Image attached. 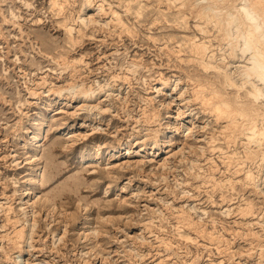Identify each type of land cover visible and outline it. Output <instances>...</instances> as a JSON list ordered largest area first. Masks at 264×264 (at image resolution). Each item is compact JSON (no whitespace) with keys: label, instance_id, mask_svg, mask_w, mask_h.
Segmentation results:
<instances>
[{"label":"rangeland","instance_id":"1","mask_svg":"<svg viewBox=\"0 0 264 264\" xmlns=\"http://www.w3.org/2000/svg\"><path fill=\"white\" fill-rule=\"evenodd\" d=\"M26 1L30 4L27 5L24 0H0V264H8L6 260L9 259L4 258L8 256L17 258V264H26V261H33L32 264H158V261H161L160 264H206L211 260H220L221 264H264V236L257 237L247 232L264 235V161L261 163L259 157H243L239 158L242 161V169L239 171L236 167L226 168L217 155L218 152H211L210 146L208 147L210 143H205V136L213 128L216 132L218 125L208 110L203 111L201 105L193 100L191 88L187 84L186 75L197 72L191 62H186L189 58V37L196 36L206 43L210 41L208 44H213L211 51H215L213 53L218 59L225 55L224 48L220 49V45L218 46V37L215 39L218 32L213 27L212 19L216 18L205 21L206 17L198 14L199 6L206 5V2L183 0L186 5H181L182 0H132L131 7L125 11L123 0H104L105 9L112 6L121 14L127 28H120L115 24L116 20L111 21L109 18V23L103 24L101 14L91 9L84 11L88 14H81L85 17L97 12L94 15L98 20L96 24L86 27L79 21L76 22L83 0H66L63 9L53 7L51 0ZM98 1L92 0V3H99ZM230 2L235 1H226ZM138 9L140 14L136 15ZM64 20L81 29L79 41L75 44L71 43L67 31L59 25ZM198 24L205 26V34L196 26ZM74 35L77 36V32ZM80 56L81 61L76 63L77 73H81L79 76L69 70L70 67L65 63ZM129 62H135L136 65L129 66ZM233 69L231 67V71L235 70ZM173 74L179 75L181 79L176 90L178 93L180 89L183 90V101L195 111L193 116L184 117V121H191L190 124L194 122V130L187 133L181 122L177 132H172L171 135L174 144L170 147L177 150L182 146L183 151L181 149L169 158L164 168L147 161L142 171H137L136 168H116L107 173V153L127 138L130 139V131L141 128V132H144L147 124L134 121L141 110L148 107L146 110L149 112L156 106L159 114L164 116L167 110L176 108V103L180 100L173 101L170 109L164 104L160 105L161 100L171 98L170 88L163 90L164 94L159 93L153 101L148 100L155 95L152 90L159 76L174 79ZM208 76H213L212 72ZM74 79H83L86 83L92 79H100L101 82L107 80L111 90L105 91V96L101 95L100 99H103L109 110L102 114L100 120L99 114L92 120L91 125L98 126L91 136L94 139H77L72 147H65L81 128L79 126L82 121L87 120L81 126L89 123L87 110L79 109L76 114L69 113L75 109L74 106L81 105L78 98H72L65 107L53 101L49 109L58 108L61 112L54 114L51 110L49 115L43 106L49 97L44 94L47 93V88L66 87ZM205 87H208L207 84ZM205 91L207 94L208 89ZM32 92L40 93L38 99L34 98ZM64 92L66 91L63 90L62 93ZM107 93L110 95L106 96ZM173 94L174 97L177 95ZM50 97L53 98L54 94ZM39 110L48 116L39 148V164L42 166L40 181L31 187L39 197L47 196L53 202L55 211L53 219L50 214L49 217L46 216L47 211L41 206L40 199L36 200L34 207L38 209H34L38 213L34 217L37 222L35 233L31 239L22 243L23 248L29 243L31 248H28V253L18 256L19 252L8 240V233L12 235L14 225L7 220L6 213L10 203L16 205L18 202L15 200V189L28 173L29 165L24 164L23 160L26 155H22L27 144L22 141V136L28 134L26 127L29 131L35 130V121H29L28 117H33L35 111ZM174 119L170 118L169 122H174ZM163 122L164 119L160 122L157 120L150 127L163 129ZM216 140L213 143L215 147L220 146L225 150L227 143L222 136L217 134ZM93 142L101 145L104 157L99 162H82L78 150L83 146H91ZM237 143L235 146L241 150L243 146H240V142ZM161 154H165L163 150ZM15 156L17 160L12 161ZM205 156L217 166L214 178L225 180L220 185L214 183V179L203 177L209 165L207 160H203ZM18 160L23 161L17 165L15 162ZM258 167L261 170L257 185L242 187L235 183L243 170L256 173ZM194 172H199L200 175ZM226 178H231L230 182ZM109 182L112 185H124L125 191H118L114 187L105 192ZM233 184L236 185L235 190L231 188ZM246 201H251L255 214L244 218L238 212ZM79 204L87 206L90 218L88 225L83 223V211ZM227 205H230L229 213H221ZM180 206L191 212L194 220L207 223L210 231L221 233V241L216 237L211 239L202 235L192 240L185 239V234L192 237L196 235L186 227L177 229L174 214ZM31 213L30 218L33 217ZM67 216L70 219L66 234L59 239L62 235L60 233H63L62 223L59 221ZM212 217L215 219L214 223L209 221ZM85 227L88 228V238L82 234ZM97 228L99 234L92 232ZM51 229L55 231L52 235L48 231ZM149 229L158 234V237L149 236ZM139 234H143L144 238L139 237ZM28 256L29 260H26Z\"/></svg>","mask_w":264,"mask_h":264},{"label":"bare ground","instance_id":"2","mask_svg":"<svg viewBox=\"0 0 264 264\" xmlns=\"http://www.w3.org/2000/svg\"><path fill=\"white\" fill-rule=\"evenodd\" d=\"M123 1H124L123 6H125V11H127L131 7L130 4L132 0H123ZM172 1H176V0H172ZM203 1L206 2V5L199 6L200 10L198 14L204 15L203 17L204 18L206 17L205 21H208V20L211 21L212 17L216 18L214 20L212 19L213 27H215L216 32H218V34L215 35V39L218 37L219 39L218 46L220 45L219 47L220 49L224 48L223 50H224L225 55L223 54L224 56L218 59L216 55L213 53L215 51L214 50L213 52L211 51V46L213 44L212 45L211 43L208 44L210 41L206 43L204 39L201 40V38H197L196 36L189 37L188 38L189 46L187 45L188 46L187 49H189V55H188L189 58L186 62L187 63L191 62V64L194 65L193 67H195L197 72L186 75V77L188 78L187 84H188V88H191V96L193 100L198 102L199 103L198 105H201V107L203 108V111L204 109L208 110V112L210 113V116H212L213 120L217 123L218 128H219L217 129L216 132L214 131V128H213L210 134H208V136L207 135L205 136V140H206L205 143L206 142H207L206 144L210 143L208 147L210 146L211 152L212 151L218 152L217 155L221 157L222 162L226 166V168L236 167V170L239 171L240 169H242L240 166L242 161H239V158L244 157L245 159L246 157L248 159V158L259 157L261 160V163L262 161H264V0H239V2H237V0H233L235 2H232V3L231 2L226 3L227 0H218L217 2L214 0V2L212 3H211V0H203ZM25 2L27 5L30 4L28 1L24 0V3ZM65 2L66 0H51L52 6L53 7L58 6V8L60 9H63L64 7L63 5ZM98 2L99 3H96V2L92 3V0H83V4H82L83 7L79 10V13L75 21L76 22L79 21L86 27L96 24L98 20L95 19L94 15L98 12L102 16L101 20L103 24L109 23L107 21V19L109 18V20L111 21L116 20L115 24L120 26V28L121 27L127 28V26L121 19L122 18L120 16L121 14L119 15V13L116 10H114L112 6H109L107 9H105L103 5L104 0H99ZM180 3L181 5L183 4L186 5L183 2V0L180 1ZM140 8L141 7H139V9ZM90 9L95 10V11L97 10V12L89 13V15L82 17L81 13L83 12L85 15L86 12L84 11L90 10ZM139 9L135 12L136 15L140 14ZM198 18H200V16H198ZM66 21L67 20H64L61 23L59 22L60 23L59 25H61L67 31L68 38L71 41V43L75 44L76 42L79 41L80 36L78 35H80L81 29L75 28L76 26L74 27L71 22H66ZM196 26L199 28L201 32L203 33L206 32L205 26H202L200 24ZM74 32L75 33L77 32V36L74 35ZM177 47L179 46L177 45ZM81 58H82L81 56L78 58L73 57L71 58V60L69 59V61H66L65 63L67 67H70L69 70H71L72 72H75V74L79 76L81 73L80 74L77 73L78 69L76 67V63H79L81 61ZM184 61L185 60H183V62ZM128 65L129 66L136 65V63L129 62ZM231 67H234L235 70L233 69L234 71H231ZM64 69H67V68H64ZM211 72L213 76H208V74H210ZM174 76H175L174 79L170 78L169 76L168 77L159 76V78L157 79V84L153 86L154 89L152 90V92H155V95L151 97L148 96L149 97L148 100L153 101L156 96H159L163 92V90H165L166 88H170L171 93L169 94L171 95V98L168 99L167 101L165 99L161 100L160 105L164 104L166 108L170 109L171 108L170 105L171 104L173 105V101L175 102V100H180L179 102L176 101L177 102L176 108L174 110H167L166 114L164 113V116H161L162 114L161 115L159 114V109L156 106L155 107L153 106V108H151V111L149 110V112H147L146 110L148 107L146 109L143 108L144 110L140 111L139 117H134L135 119L134 121L139 122V123L144 122L147 124V126L145 124L146 126L145 128L143 127L144 132L143 133L141 132L142 131L141 128L138 129L137 131H130L128 134V137L130 139L127 138L125 142H121L114 150H110L107 153L106 155L107 162L105 164L107 173H111V171L116 168H119V170L126 169V168H136L137 171L139 170L142 171L143 166L145 163H147V161L151 163L154 162L155 164L157 163L159 166H163L164 168L169 158L173 157L177 152H179V150L182 149L183 151L184 148L182 146H180L181 147L180 149L178 147L177 150L174 149V147H170L174 144L173 137L171 135H172V132H175V131L177 132V130L180 127L179 124L181 122H182V125L187 130V133L191 132L192 129L194 130L193 128L194 122L190 124L191 121H184V117L188 115L193 116V112L195 111L193 110L194 108H191L189 105H186V103L183 101L185 99L183 97V90H181L180 87H179L180 89L179 93H178V90H176L177 85L180 84L178 82L181 79L179 75L177 76L176 74H173V77ZM100 79L89 80L90 81L89 83H86L83 79H80V80L77 79L78 81L74 79L75 81L73 80V82L66 84L67 85L66 87L57 86L55 88H52V87L47 88L46 91L48 94L46 93L44 94V96H48L49 98L45 101L43 106L48 111V114L51 112V110L52 112H54V114L61 112V110L59 112L58 108L49 109V106L52 104L53 101L57 102L59 105H61V107H65L70 103L72 98H75V99L78 98L81 105L77 107L74 106L75 109L72 108L74 110L69 113L76 114V111L79 109H86L88 113L86 115H88L87 117H89V123L87 125L84 124V126H81L83 125V123L87 121V120H83L82 119L83 116H82L81 119L83 121H82V124H80L79 126L81 128H79V131L75 133L74 136H72L70 143H66L65 147H70V146L72 147V145L77 139H86V138L94 139V137H91V136L93 135V130L96 129V127L98 126L91 125L92 120L94 121V119L97 118L98 114H99L98 119L100 120L102 114L109 110V107H107V105L104 104V101H102L103 99H100V96L101 95L105 96V91H108L110 89L109 88L110 85L107 80H106L107 82L106 81L101 82L102 80ZM171 81H173V83L175 81L176 82L173 84ZM206 84L208 86L207 88L205 87ZM205 89H208L207 94L204 93L206 92ZM63 90H65L67 93L66 92L62 93ZM173 93L177 95H175L174 97ZM31 94L34 95V98L38 99L40 93L32 92ZM52 94H54L53 98L50 97V95L52 96ZM107 95H110V94L107 93L106 96ZM187 100L189 99L187 98ZM154 104H155V101H154ZM184 108L186 109L184 110ZM186 110L188 111H187V114L185 115ZM200 111H202V109ZM47 116L48 115H46L44 111L39 110V111H35L33 117H28L29 121H35L34 124L36 126L34 131H29L28 128L25 126L28 134L27 136H22V141L24 142V144H27V148L22 152V155H26L23 158V160L25 162L24 164L29 165V169L21 185H19L15 189L17 193L15 200L17 199L18 202L16 201L17 202L16 205L12 203L14 206L10 203L8 205L9 211H7L6 213L7 220H10L12 224L14 225L12 235L10 236L11 233H8L9 234L8 240L12 244L13 248H16L17 251L19 252L18 256L28 253L29 252L28 248H31L30 243L27 244L26 248H23L22 243L27 241V239L30 238L33 233H35L34 227L37 222H35L34 217L38 213L37 210H36L37 212L35 213V209L37 207L36 208L34 207V204H36L35 203L36 200L40 199L41 204H42L41 206H43L45 210L47 211V212L44 211L46 212V216L50 214L49 216L50 218H52L53 213L55 211V206L53 202L47 196L39 197V195H37L35 190L31 187V185H36L40 181L39 175H40V172L42 171V166L39 164V157H40L39 148L41 146V140L45 134V125L47 124ZM131 118H133V114L131 115ZM170 118H175L174 122H169ZM163 119H164L163 123H165V126L163 127V129H159L156 127L155 128L150 127V124L152 122H156L157 120L160 122ZM163 123H159V124L163 125ZM70 129L72 128L70 127ZM187 133L184 135H187ZM216 133L219 136H222V138L227 143L225 150L223 149V147H220V146L215 147V145L213 144L217 138ZM237 142H240L241 144L240 146H243L241 150L238 149V146H235ZM100 146L101 145L99 143L93 142V144L89 147L88 146L80 147V149L78 150L80 160L82 162H99L102 159V157H104V154L100 150ZM162 147H167V149H162ZM162 150H163V153H165L164 155L161 154ZM15 160H17V156L13 157L12 159V161H15ZM23 160L21 161L18 160L15 163H17L18 165L22 163ZM203 160H207V162L209 163L207 167V172L206 173H204V171L202 172L204 173L203 177L210 179V180L214 179V183H217V184L219 183V185L222 183V181L224 182L225 180L223 178L222 179L220 178L219 180L214 178V174L217 173L216 171L217 166L213 164L214 162H212V160L207 156H205V159ZM198 166H201V165H198ZM154 168H156V166ZM258 168H259L258 172L256 173L255 171L253 172L251 170H243L242 174L239 176V179H237L235 183L240 184V186L242 187H247V186L249 187V185H251L252 187V185H257L256 181H258V178H259L258 176L260 173L259 171L261 170L260 167ZM262 172L264 173L263 169H262ZM197 173L199 174V172H196L195 174ZM226 180L229 181L231 180V178L230 179L226 178ZM262 181L264 182V178L262 179ZM232 183H234V181ZM223 185L224 184H222V186ZM235 186L236 185L233 184L231 188L235 190ZM114 187L118 191H125V188H126L124 185H121V186L117 184L112 185L109 182L106 184L105 192L109 191L110 188H114ZM123 201H126V200H123ZM183 206L182 207L180 206V208L176 209V212H175L176 214H174V217L176 218V222H177L176 224L177 229L179 227H186L187 229L193 231L196 235L195 237H192L189 234L187 235L185 234V236H183L185 237V239L192 240V239H195L198 235L200 236L202 235V236H208L211 239H214L216 237V239L219 242L221 241V236H222L220 235L221 233L215 234L214 231L212 230L210 231L207 228V225H206L207 223L206 224L203 222L200 223L198 222L197 219H196L197 221L194 220V217L190 215L191 212L190 213L187 212L183 208ZM227 206L224 207L223 210H221L222 211L221 213L223 214L229 213L230 205H227ZM79 207L81 211H83V214H82L83 221H84L83 223L87 225L90 224V218L88 217V214H87V206L85 204H79ZM253 207L254 206L252 205L251 201H246L244 202V205L239 207V212L238 211L237 212L241 214L242 217L246 218L250 214L251 215L255 214V212L252 210ZM191 208H194V206ZM30 213L33 214V217H32L33 219L29 217L31 216ZM69 219H70V216H67L59 221L62 223V227H63L62 228L63 233H60L62 235L59 236V239L65 236L66 228L69 223ZM214 220L215 219H213L212 217V219H210L209 221L211 223H214ZM250 225H252V223ZM144 228H146V224ZM87 230L88 228L85 227L82 233L85 235V238H88L86 237L88 234ZM48 231H50L49 233L51 235L55 233V231L52 229ZM92 232H96V234L100 233L98 228ZM147 232L149 233V236H154L156 238L158 237V234L156 235L150 229ZM247 232L257 237L264 236L263 234H257L256 232H253V231H247ZM92 234H95V233H92ZM138 236L139 237L141 236L142 238H144L143 234H139ZM159 239L160 238H158V240ZM217 246L220 248V245H217ZM92 250L94 249L92 248ZM4 258L9 259V261L6 260L8 264H17V260H16L17 258L12 259L11 256L4 257ZM26 260H29V256L28 258H26ZM26 262L28 264L30 263L32 264L33 261L32 262L26 261ZM160 263L158 261V264ZM206 264H221V261L211 260Z\"/></svg>","mask_w":264,"mask_h":264}]
</instances>
